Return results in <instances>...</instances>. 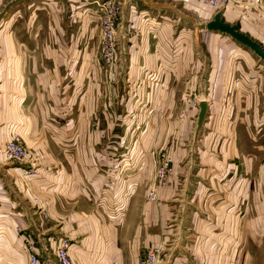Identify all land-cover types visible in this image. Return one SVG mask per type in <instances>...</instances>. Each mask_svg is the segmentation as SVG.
<instances>
[{"label":"crops","instance_id":"crops-1","mask_svg":"<svg viewBox=\"0 0 264 264\" xmlns=\"http://www.w3.org/2000/svg\"><path fill=\"white\" fill-rule=\"evenodd\" d=\"M126 1L121 14L137 19L140 29L124 37L121 18L117 59L106 64L97 53L99 14L91 3L0 0V148L17 137L29 152L26 163H17L26 168L10 178L6 164L13 162L0 153V264H12L14 256L28 264L15 226L39 241L58 228L75 264H137L156 245L163 247L160 264H230L225 244L218 252L206 241L178 248L179 238L170 235L178 208L195 199L197 176L210 175L212 193L197 202L212 206L217 231L205 227L194 237H246L229 229L228 207L232 191L235 199L245 197L246 175L264 176V60L230 36L202 28L194 41L182 33L170 41L161 24L148 21L152 10L125 8ZM165 1L150 2L157 10L174 8ZM168 1L200 9L205 23L218 12L195 0ZM221 12L223 22L264 48V0H230ZM168 78L179 94L206 96L207 131L197 157L188 153L190 143L169 147L166 136L168 127L196 130L202 100L169 119ZM162 155L170 159L168 183L156 187L151 156L159 162ZM238 175L244 177H231ZM169 238L180 255L172 260Z\"/></svg>","mask_w":264,"mask_h":264},{"label":"rangeland","instance_id":"rangeland-1","mask_svg":"<svg viewBox=\"0 0 264 264\" xmlns=\"http://www.w3.org/2000/svg\"><path fill=\"white\" fill-rule=\"evenodd\" d=\"M86 3H91L92 6H94L93 11L94 13L99 12L96 10L95 11V3H92V0H83ZM123 2V0H121ZM126 1V0H125ZM151 0H128L125 2L126 7L129 8V5L131 6V3L135 4L137 8L139 9H150L148 13V21L152 22L153 24L159 23L161 24V28H163L162 34L165 37H169L170 41L171 39H175L179 34H183V39L187 40L188 42H191L192 40L198 39V37L201 34L200 28H202L204 31H208L206 29V23L201 20V17L199 16V12L201 13V10L197 11H188L183 9V6L180 3H170V1H165L169 3L171 6H173V9H167L163 8L157 10V7L154 8L152 3L150 2ZM194 1V0H192ZM153 2V1H152ZM159 2H163V0H159ZM195 3H199L197 0L194 1ZM167 6V5H166ZM122 8V6H121ZM177 10H176V9ZM182 8V10H181ZM126 10V9H125ZM181 10V11H180ZM122 12V10H121ZM180 12V13H178ZM2 17V16H1ZM0 17V18H1ZM124 22H126L129 17L127 16H122L121 17ZM99 20V18H98ZM133 21V20H132ZM138 20L135 19L133 21L134 23V30L133 32H130L129 35H124V37H130L132 35H136L137 32L140 29V26L136 23ZM140 21V20H139ZM100 28V26H99ZM208 32H214V31H208ZM98 33V32H97ZM122 34V33H121ZM203 34V33H202ZM204 36H209V33L204 34ZM117 39L119 40V35H116ZM121 38V37H120ZM207 39V38H206ZM100 40L98 38V48H97V53L100 55ZM174 47V45H173ZM173 49V48H171ZM118 52V45H117V51H116V56ZM101 56V55H100ZM115 56V59H117ZM114 59V60H115ZM103 60V59H102ZM114 62V61H113ZM259 68V67H257ZM262 72V83H263V88H264V65L259 68ZM168 90L166 91V96H165V102L167 105V115L168 118L171 119V115L176 118L177 116V111L180 113V108L181 106L185 105L186 103H193L197 104L199 100H202L203 97H206L205 94L202 92L199 94H189L183 92L182 94L178 93L175 91V84L174 80L168 78ZM193 93V92H192ZM182 115L185 116V111L183 110ZM142 128H137V134L133 133V135L136 137L139 134V131H143ZM168 133L166 136L167 140V145L169 147H177V146H186V144L190 143V148L193 149V151H188V153H193L194 156H198V151H201L197 148H202L201 146V139H204V135L207 131V129H204L203 126L200 127V129H194L192 128V125H188L186 127H176V128H167ZM177 130V133L174 132ZM195 130V131H194ZM133 131V130H131ZM176 135V136H175ZM205 139L204 146L206 144ZM154 145V144H153ZM3 147V145H2ZM251 144H247L246 148H250ZM124 148V147H123ZM126 151V149L124 148ZM145 150L144 155L150 151ZM217 152V151H215ZM162 160L157 162L155 158L151 156V162H152V168H153V175L155 177L157 166L159 163H163L166 160L170 162V159L168 156L162 155L161 156ZM156 160V161H155ZM124 162V161H123ZM7 169L8 170V178L13 177L15 172L14 170L19 167V168H26L25 165H19L16 162L13 163H7ZM5 165V166H6ZM169 168V166H168ZM9 173H12L13 175L11 176ZM198 178L194 181L193 183V192H192V197L193 199L192 203L187 204L183 208H178V217H172L174 219L173 221L170 222L169 229H170V235L173 237H178L179 239L176 240L177 242V247L179 248V245L182 243H189V244H198V245H203V242L205 244L210 245V247L214 248V252H218L222 248H224V244L226 247H228L229 254H228V259L230 264H264V176L263 179H259L258 176L254 175H246L245 176V197H242L244 192L242 191L241 199L239 198H234V194L232 191V196L230 200V206L228 209H230L231 214H232V222L230 223L229 229L232 230L233 232H238L241 231L242 234H245V238H236L234 235H232L231 238L229 239H219V238H208V239H197L194 237V234L198 230H205V227H208L207 229L217 231V224L216 222H210L212 220V216L209 217L208 210L211 212L214 210L211 207L207 210L205 206H201L197 200L204 198H207L211 195L212 193V187L209 184V178L210 175L204 176V179ZM232 178H240L244 176H231ZM230 178V179H232ZM111 179L106 178L105 184L110 183L111 184ZM10 187V186H9ZM8 187V188H9ZM211 192V193H210ZM148 198L149 194L147 195ZM39 199V198H38ZM234 199L236 200V203L234 204ZM209 202V204H211ZM213 205H216L217 202H213ZM198 206V207H197ZM177 218V219H176ZM206 221H208L206 223ZM178 223V228L176 230H173L175 227H172L171 225L174 224L176 225ZM13 225V224H12ZM39 229H41L39 227ZM58 228H54L52 232L49 233H54L53 238H47L46 234L43 235L45 238L41 239L40 241L37 239L33 240L35 241L36 247H40L44 249L43 254L41 255V259H44L47 257L45 256L46 253H49L51 251V247L53 245H57L58 241L60 238L63 237V234L61 232H57ZM232 232V234H233ZM175 234V235H174ZM57 236H59L57 238ZM180 236L182 237L180 239ZM32 237V236H31ZM172 238L169 240L168 244L165 246L166 248L173 247V252L171 256V260L175 258L176 256H180L177 253V247H174V244L170 246V243H173L174 240ZM13 240V239H12ZM70 246V244H69ZM169 250V249H167ZM42 252V251H41ZM143 251L141 252V254ZM140 254V255H141ZM13 262L12 264H25L24 258H19L17 256L13 257Z\"/></svg>","mask_w":264,"mask_h":264},{"label":"built area","instance_id":"built-area-1","mask_svg":"<svg viewBox=\"0 0 264 264\" xmlns=\"http://www.w3.org/2000/svg\"><path fill=\"white\" fill-rule=\"evenodd\" d=\"M200 4L207 6L215 11H221L230 0H197ZM95 3V10L99 12L100 26V55L104 63L112 64L117 51L118 39L116 37L121 21V0H92ZM134 30L132 20H127L124 24V32L129 35ZM0 153L5 159L16 163H26L29 158L27 148L19 142L17 137L10 139L0 148ZM168 161L157 166L155 174V186H165L168 183L169 168ZM28 170V169H27ZM29 171H26L28 173ZM149 197L153 198L154 193L150 191ZM33 200L38 203L40 200L34 196ZM42 216L46 217L45 210L41 209ZM22 246L21 250L27 258L28 264H75L69 254V242L66 238H60L55 250L46 253L47 256L41 259V252L37 250L35 241L30 234L26 233L20 226H15ZM163 257V247L160 245L146 248L139 256L137 264H160Z\"/></svg>","mask_w":264,"mask_h":264},{"label":"water","instance_id":"water-1","mask_svg":"<svg viewBox=\"0 0 264 264\" xmlns=\"http://www.w3.org/2000/svg\"><path fill=\"white\" fill-rule=\"evenodd\" d=\"M222 15L221 11L214 14L213 19L206 23V29L208 31H216L222 34L230 36L232 39L236 40L238 43L252 50L260 59L264 60V48L260 46L257 42L249 38L247 35L239 32L234 24H227L223 22L220 17ZM207 111V102L202 100L199 103V113L197 116V128L199 129L203 122Z\"/></svg>","mask_w":264,"mask_h":264}]
</instances>
